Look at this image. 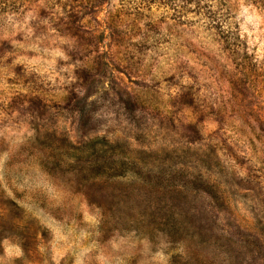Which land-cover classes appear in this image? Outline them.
Returning <instances> with one entry per match:
<instances>
[{
  "label": "clouds",
  "instance_id": "1",
  "mask_svg": "<svg viewBox=\"0 0 264 264\" xmlns=\"http://www.w3.org/2000/svg\"><path fill=\"white\" fill-rule=\"evenodd\" d=\"M146 3L0 0V264H264V0ZM73 120L81 147L140 163L103 185L65 166Z\"/></svg>",
  "mask_w": 264,
  "mask_h": 264
},
{
  "label": "rangeland",
  "instance_id": "2",
  "mask_svg": "<svg viewBox=\"0 0 264 264\" xmlns=\"http://www.w3.org/2000/svg\"><path fill=\"white\" fill-rule=\"evenodd\" d=\"M73 5L80 4L86 11L90 10L92 12L96 11L97 7L101 6V0H72ZM155 3V0H147L146 7L150 10L151 4ZM143 15V13H140ZM92 19H96L94 15ZM91 22V21H89ZM99 23V21H97ZM104 37L103 32H98L93 35L90 32L83 33V39L87 42L88 45H93L95 42H102ZM111 64L115 71L121 72L123 76L127 77V73L124 72L123 68L119 65H116L110 56L107 53L104 54V65ZM248 71V69H245ZM128 83H135L131 77H127ZM207 127L210 129L214 127L213 121L209 120L206 122ZM230 131V130H229ZM70 133L72 135V142L66 145H60L59 143L53 141L51 143V149L55 152L62 154L60 157L61 162L67 166L69 164H82L85 167V170L89 168H95L98 171H102L101 175L94 177L97 184L103 185L105 183H116L122 179L120 176H113L109 180L108 173L122 170L121 161H127L130 165L133 160H136L137 163H140L139 159L136 156V153L130 152L127 155H121L119 152H113L112 150H105L104 147H100L96 152H93L91 146L81 147L86 144L84 137L80 134V130L75 126V121L73 120L72 126L70 128ZM257 140L260 139L259 136L256 137ZM48 150H46L47 152ZM48 159H52L51 156H48ZM192 163L200 165L199 160L193 159ZM231 166L230 158H225L224 167L228 168ZM190 170L195 171L196 169L189 165ZM199 171L203 173L204 179L209 184H218L217 192L214 193V196H218L220 200L224 202L227 206L231 207L233 205V193L228 190V186L220 182V178L215 171H207L201 165ZM189 202L197 205L196 208H193L194 212L206 211L209 213L220 212V209L215 208L216 200H213L204 192H194L188 190ZM133 211H137L133 209ZM8 209L6 207H0V216H6ZM179 214V212L177 213ZM171 229V221L166 225H162Z\"/></svg>",
  "mask_w": 264,
  "mask_h": 264
}]
</instances>
